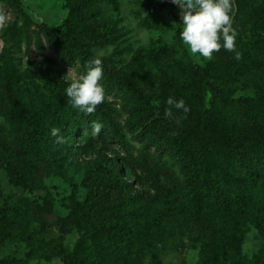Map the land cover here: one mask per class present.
<instances>
[{
  "label": "trees",
  "instance_id": "1",
  "mask_svg": "<svg viewBox=\"0 0 264 264\" xmlns=\"http://www.w3.org/2000/svg\"><path fill=\"white\" fill-rule=\"evenodd\" d=\"M6 1L17 8L21 25L10 28V57L0 59V116L17 124L20 142L41 158L24 174L8 166V174L27 187H43L51 171V149L84 150L85 145H77L78 136H84L91 146L101 149L114 145L126 154L122 162L98 150L99 158L89 164L81 182L87 189L85 197L69 196L65 216L55 213L52 194L33 207L42 239L51 226H59L63 234L75 228L80 231L72 250L60 243L50 248L46 259L59 257L61 264H143L153 249L171 253L191 246L200 248V264H264V251L250 260L233 258L227 263L221 246L227 247V253L239 250L237 235L243 233L249 218L240 200L211 176L209 168L214 154L241 160L242 175L234 179L241 193L248 191L255 177L264 174V0H235L236 44L246 49L239 60L222 47L205 65L196 63L180 39L181 17L170 40H151L144 53L141 49L134 53L136 66L130 71L117 68L115 53L101 57V82L121 100L128 114L123 125L107 98L90 115L73 108L65 95L71 81L51 67L36 76L41 102L37 109L23 106L16 91L17 84L33 75L22 68V58L33 53L51 62L52 49L60 61L80 65L86 72L98 56L94 49L115 44L121 35L102 22L97 8L103 2L118 8L119 0H67L68 14L58 27L30 19L21 0H0ZM167 10L180 13L172 0H140V25L165 27L161 15ZM253 46L262 50V56L248 50ZM223 65L240 81L239 86L227 85L221 79L216 68ZM173 68L181 73L180 81ZM149 82L157 84L152 93L144 92L141 86ZM239 89L244 93L236 95ZM170 96L183 98L191 111L186 116L174 111L173 118L166 117ZM93 122L104 125L96 137L91 134ZM52 128L61 130L66 143L56 142ZM8 149L0 138V157ZM158 156L178 164L190 188L187 208L155 213L156 196L140 189L132 177H138L137 171L151 175ZM49 216L55 218L50 221ZM255 226L264 238V218L257 219ZM9 228L23 229L15 221L1 218L0 248ZM0 264L30 263L23 258H4Z\"/></svg>",
  "mask_w": 264,
  "mask_h": 264
},
{
  "label": "rangeland",
  "instance_id": "2",
  "mask_svg": "<svg viewBox=\"0 0 264 264\" xmlns=\"http://www.w3.org/2000/svg\"><path fill=\"white\" fill-rule=\"evenodd\" d=\"M11 1L0 2V16L5 18L6 23L0 27V59L9 58V30L13 26L21 25V16ZM25 12L29 18L36 22H45L52 27H58L68 14L67 0H21ZM140 0H119L118 8L108 2L101 3L97 10L101 12L102 22L111 28H116L121 34L115 44L96 47L95 53L99 57H109L115 53L117 68L132 69L133 55L138 50L145 52L151 40L163 38L170 40L178 25L180 16L176 11L162 12V20L166 24L161 27L154 24L151 27L140 25L139 17ZM238 52L242 55L246 49L237 44ZM250 52L262 56L263 52L258 47H251ZM190 51V50H189ZM191 53V52H190ZM199 65H205L209 59L193 55ZM235 55V54H234ZM51 62L33 53L30 57L22 58V68L32 71L33 75L16 85V91L20 103L30 109H37L40 99L37 91L40 83L36 77L50 67L60 71L62 75L73 80L85 73L80 65H69L60 61L57 54L51 49ZM177 80L182 79L181 73L173 68ZM216 72L227 85L239 86L240 81L228 72L225 66L216 68ZM144 92L152 93L157 84L142 83ZM105 87V86H104ZM106 98L112 101L116 110V118L123 125L128 118L126 108L121 100L110 93L106 87ZM239 89L236 95L243 94ZM0 138L9 146L0 157V225L1 218L15 221L22 226V230L9 228L4 245L0 248V260L4 258H23L30 264H61L62 259L55 257L48 261L46 255L50 248L63 243L72 250L80 237V231L73 229L68 234H63L59 226H51L45 238L37 232L38 222L33 213L36 204L43 203L47 194L54 198V211L59 216H65L69 212V196L74 195L78 199L85 197L87 189L81 184L89 164L99 158L98 150H101L109 158H118L120 161L126 157L124 150L117 146L101 148L91 146L84 136L77 137V145H85L84 150L69 152L58 147L51 149V171L45 176L43 187H27L14 180L7 171L8 166H13L19 173H25L27 167L39 161L36 154L30 152L19 140L17 124L0 116ZM135 147L139 144L131 141ZM137 153V151H135ZM158 164H154L153 173H141L137 171L136 178L138 187L156 196L155 213L169 209L187 208L189 206L190 188L179 171L178 164L167 156H158ZM211 176L232 196L239 199L248 214V222L243 227V233L238 234L240 249L228 252L227 247L221 246V251L227 258V263L233 258L250 260L261 251H264V238L255 226V221L264 218V174L255 177L252 185L246 193H241L234 185V179L242 175L243 162L229 154H214L209 161ZM152 169V168H151ZM160 188V189H158ZM55 217L49 216L52 221ZM78 237V239H77ZM200 248L186 246L177 252L167 253L153 249L149 251L143 260V264H200Z\"/></svg>",
  "mask_w": 264,
  "mask_h": 264
},
{
  "label": "clouds",
  "instance_id": "3",
  "mask_svg": "<svg viewBox=\"0 0 264 264\" xmlns=\"http://www.w3.org/2000/svg\"><path fill=\"white\" fill-rule=\"evenodd\" d=\"M172 3L180 10V39L193 55L211 60L214 52H219L223 47L233 52L236 60L241 59L240 52L236 50L237 31L233 27L235 0H172ZM5 23V18L0 16V27ZM103 77L102 59L97 56L90 61L87 71L71 80L65 89L72 107L85 115L93 114L106 99L105 87L101 82ZM166 104L165 116L168 118L174 117V111H182L185 116L191 111L183 98L170 96ZM179 122L177 119L176 123ZM103 127L102 123L93 122L92 136H99ZM51 135L57 143H66V137L60 129L52 128Z\"/></svg>",
  "mask_w": 264,
  "mask_h": 264
}]
</instances>
